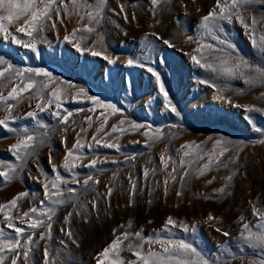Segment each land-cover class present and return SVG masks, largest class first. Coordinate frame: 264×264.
Returning a JSON list of instances; mask_svg holds the SVG:
<instances>
[{
	"label": "rangeland",
	"instance_id": "374dc122",
	"mask_svg": "<svg viewBox=\"0 0 264 264\" xmlns=\"http://www.w3.org/2000/svg\"><path fill=\"white\" fill-rule=\"evenodd\" d=\"M0 22V94L19 85L0 101L12 129L0 126V232L21 241L0 264H143L133 252L167 257L180 242L198 253L180 250L185 262L264 264V246L245 239L264 233V0H34Z\"/></svg>",
	"mask_w": 264,
	"mask_h": 264
},
{
	"label": "snow or ice",
	"instance_id": "6c2138e0",
	"mask_svg": "<svg viewBox=\"0 0 264 264\" xmlns=\"http://www.w3.org/2000/svg\"><path fill=\"white\" fill-rule=\"evenodd\" d=\"M50 2H54V0H50ZM105 2H106V0H99L100 5H103ZM247 2H249V0H245V3H247ZM73 3H75V0H73ZM158 3H159V0H152V4L153 5H157ZM238 3H239V0H232V6L233 7H236L238 5ZM33 4H34V0H31L30 3H25L23 5V7H21L19 4L15 3L14 0H0V9H4L8 13V15L6 17L0 16V21H3L4 19H7L9 22H11L12 19H13V15H14V10L15 9H19L20 13H24V12H27L31 7H33ZM47 12H48L47 5L43 9L36 8L33 11V13H32V27H35L37 22L41 19V17L47 15ZM15 14L18 15L19 13H15ZM96 15L98 16L99 12H97ZM214 15H215L214 13H210L209 16L204 17V21L207 22L209 19L213 18ZM89 19H93V16H92L91 13H89ZM241 23H243L242 19H241ZM253 23H255V20H253ZM25 28H26V26H21V27H19L17 29V31L25 32ZM86 30L87 31H91L92 29L88 28ZM0 32H4L5 36L8 35L7 29L5 28V25L2 22H0ZM26 34L31 35V32H27ZM66 39H67V37H66ZM17 42H19V41H17ZM219 42L220 43H225L224 41H219ZM164 43L168 44L169 42L168 41H164ZM24 46L31 48L32 51H36V47H35L34 44H26ZM169 46L171 47L172 45L169 44ZM209 47H211V46H209ZM227 47L228 48H232L233 45H231L229 43V44H227ZM198 51H199V49H198ZM99 54L100 53L92 52V55H99ZM192 59L197 64H200V61L196 57H192ZM0 63H3V61H0ZM109 63H112V61H109ZM131 63L132 62L129 61V64H131ZM241 64H243V66L246 67V68L250 67L244 61H241ZM241 64H237L235 66L236 70L240 69ZM201 67H205V65L201 64ZM207 67H211V65H208ZM254 70L258 73V75L261 78H264V70H262L260 68H256ZM149 71L151 72L152 70L149 69ZM229 71H231V70H229ZM152 74L154 76L156 75L155 72H153ZM16 75L17 76H22L23 73L17 72ZM36 75L50 76V74L47 73V72H44V73L37 72ZM3 76H4V72H0V77H3ZM157 79H159L158 76H157ZM33 87H35V82L29 80L26 84H24V88L21 89V92L28 91V90L32 89ZM41 87L44 88V87H47V85L42 84ZM18 88H19V85H16V86L12 87L11 90L8 92L7 97H5L3 94H0V101H6L8 99H12V100L17 99V97L19 95V93L17 92ZM80 91L83 92V89H81ZM160 91L163 92L165 100L170 105L171 101L168 100V94H167V92L164 91V88H163L162 85H161ZM52 96L54 97L55 100L59 101L61 99L60 89H56L52 93ZM36 107L37 108H41V110H43L41 104H37ZM108 107H111V106L109 105ZM113 111H115V109H113ZM171 111L175 112L176 109L174 107H172ZM7 112L9 113V116H6L4 119H0V126H3L4 128H7L9 131H12V129L8 127V122H9L10 113H11V105L8 106ZM28 115L34 117L35 113H28ZM61 119H65V118H61ZM133 127H139V126L133 125ZM115 130L116 129L113 128V131H115ZM32 140H33V137L32 136H28L26 140H20L17 144L13 145L12 148L17 153H19L22 149L26 150L30 146V142ZM77 143H79V141ZM108 146L112 147V145H108ZM185 155H187V153H185ZM68 156L69 157L73 156V152L71 150L68 152ZM92 164L94 165L95 161H93ZM8 167H9L10 171H14V169L11 168V166H8ZM0 177H3L6 181L9 180L10 179L9 171H0ZM89 179H91V177H89ZM85 183H87V181H85ZM45 187H47V186H45ZM54 187H55V185H54ZM221 191H223V190H221ZM177 194L179 195V193H177ZM26 195H27V193H22V194H20V196H17L16 198H13L10 201L11 206L15 207L16 204H17V200L20 199L21 196H26ZM31 211L35 212L36 209H32ZM25 215H27V214H25ZM69 215H71V214H69ZM5 219H7L9 221L8 227L13 228V224L11 223L13 217L8 216V217H5ZM209 219L212 220V219H215V218L212 217V216H209ZM39 223L40 222H35L34 221L29 226L32 227V228H37L39 226ZM167 223L169 225L175 226V222L171 218L168 219ZM245 228L247 229L248 226L245 225ZM185 230H187V229H185ZM14 231L17 233L18 236L21 235L22 232H23V230L18 228V227H15ZM217 231H219V229H217ZM69 235H71V233H69ZM129 235H130L129 233H124V234H122V237H117V239L115 241H113V243L109 246V249H105L103 255L105 257H107L109 251L111 249H116L119 246V244L122 243V241L124 239L128 238ZM135 235L139 236V233H136ZM224 235L227 236L228 233H224ZM253 237H255V238L253 239ZM41 238H43V237H41ZM245 239L247 241L251 242L253 246H256V245L264 246V233L253 234V233L250 232L249 235L247 237H245ZM29 243H31L30 240L25 243L24 247H27ZM0 248H6L9 252H12V251H15V250L21 248V241L19 239H16L15 241L5 239L3 233L0 232ZM129 248H131V245H129ZM175 249H176V251L174 253L172 249H169L168 247H165L164 248V252L168 254L167 257L158 256V254L152 253V252H149L147 254V256H143L141 254V252H139V251L133 252V255L137 256L139 260H142L143 264H150V259L149 258H151V257H156L158 259V261L160 262V264H165V260L171 261L174 258L177 260V264H194V262H185L183 260H180L179 259V251L180 250H184L185 252H190V253L198 255V253H196V249L195 248H193L189 244H186L184 242H180L179 245L175 246ZM23 255H24L25 259H27V255H28L27 252H24ZM44 255H45V257L48 256L47 250H45ZM11 264H17L16 259H13L11 261ZM114 264H115V262H114ZM201 264H206V262L201 261Z\"/></svg>",
	"mask_w": 264,
	"mask_h": 264
}]
</instances>
